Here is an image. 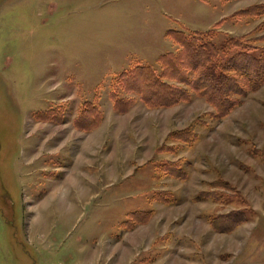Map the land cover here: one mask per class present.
<instances>
[{"label": "rangeland", "instance_id": "rangeland-1", "mask_svg": "<svg viewBox=\"0 0 264 264\" xmlns=\"http://www.w3.org/2000/svg\"><path fill=\"white\" fill-rule=\"evenodd\" d=\"M173 30L264 53V0H0V264H264V82L225 117L121 83Z\"/></svg>", "mask_w": 264, "mask_h": 264}, {"label": "trees", "instance_id": "trees-1", "mask_svg": "<svg viewBox=\"0 0 264 264\" xmlns=\"http://www.w3.org/2000/svg\"><path fill=\"white\" fill-rule=\"evenodd\" d=\"M172 38L180 48L160 57L161 72L152 65H140L121 74V83L126 90L139 93L151 107L171 106L189 100L194 91L213 104L218 117H225L238 104L234 95L255 91L264 82V53H256V48L240 43L238 39L235 46L239 50L225 60L209 31L196 30L188 35L184 30H173ZM190 72H194L193 77ZM165 77L175 78L186 87L170 84L164 81ZM128 100L117 97L116 107L127 108L128 105L123 104H127ZM88 116L87 110L83 117L89 119ZM177 135L183 140L188 139L183 131ZM225 216L229 226L244 220L240 211ZM222 222L219 220V223Z\"/></svg>", "mask_w": 264, "mask_h": 264}]
</instances>
